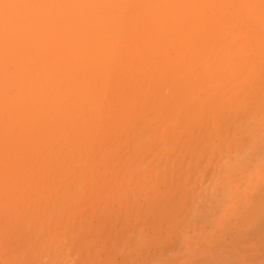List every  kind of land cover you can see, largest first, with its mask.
Returning <instances> with one entry per match:
<instances>
[{
  "label": "bare ground",
  "instance_id": "obj_1",
  "mask_svg": "<svg viewBox=\"0 0 264 264\" xmlns=\"http://www.w3.org/2000/svg\"><path fill=\"white\" fill-rule=\"evenodd\" d=\"M258 20H262L264 22V0H0V189H1V187L4 188V190H3V188L0 190L1 191L0 199L2 198V200H5V202L8 204V206H6L7 204H5V202L0 200V208L4 209V214L2 213L3 211L2 212L0 211V213H1L0 216L3 215L2 217H6L5 213L7 211V208H9V211L15 208V211L17 213L19 209L21 210L22 208H24L23 205L24 206L27 205V209L29 207V209H28L29 212H28V210L25 209L26 208L25 207L24 208L25 210H22L23 212L19 211V214L17 213V215L20 217V220H19L17 215H16L17 218H14L12 216L13 214H15L14 210H13L14 212L12 211V213H13L12 215L9 214L11 212L7 211L8 214H7L6 219L8 220V222L5 221V222H7L5 225L2 224V222H1L2 229H0V231H1L0 234L4 231H5L3 233L4 235L6 234L7 231L9 232L8 234L12 233L11 235H13V232H15L14 234L16 235L19 232L20 233H26V231H27V234L29 232L31 234V232L34 231V230H32L34 228L30 227L31 229H28V227L26 226L27 219H29V217H30V219L28 220V221H30V222H28L30 224H28V225L32 226L33 224L37 225V223H39L38 221L40 219L37 220L38 218H44V219L48 218L47 209L49 211V210H53V209L57 208V206L54 207L55 205H52V207L49 206L51 209L48 207L47 202L50 199H51L50 202H52L53 200H55V201L57 200L59 202L56 204V205H58V207H60L61 203H62V205L64 204V206L66 207L67 210L69 208L74 210L75 207H76V209L78 207H80V205L78 207L75 206L74 208L71 207V205L72 206L74 205L71 203H73V201L76 200L75 195L79 194L77 192H80V190L82 189V188L80 189V186L84 187V185H85L81 180H78V177L80 178V175H82L80 173L83 172V173L87 174L88 176H90L92 179H94L95 174L97 173L98 167L100 165H103V163H102L98 166L99 160L100 159L104 160V158L109 156V155H112V156H110L111 158L116 156L115 155L116 154V149H115L116 147L114 148L115 149L114 150L111 146V144H114V142L116 140L115 135L118 138L120 137L119 139H121V136H120L121 134H122V136L123 135L124 136H126V135L131 136L132 135L131 133L135 130H137V131H135L133 133H137L136 135L140 134L141 132H143L141 130L142 129L141 127H143V129L145 128L147 130L148 126L146 124L148 122L146 121V123H145V120L148 118L147 116L150 113H152V111L149 113L150 110L156 111L155 112L156 115L153 117V119H156L154 121V123L157 122V120L161 121V123H163L164 121H166L167 117L170 118V116H168V115H171L169 113V112H171V110H168L169 107L170 108L172 107L171 109L176 111V109H174V107L176 108V106H178L179 103L181 104L183 102L182 99H184L185 97H184V94L182 95L181 93H185V95H186V91L184 89L187 86L186 82H188V79L190 82V83L188 82L189 87H190L189 90H191V88L194 87L191 85V82L193 85H195V87H198L196 85H200L202 83L201 81L206 82L207 76L204 72L205 70H203L204 67L202 68V66L201 67L199 66V67H197L198 69H201L200 70L201 73L198 70V72L200 73L199 75L196 71L197 68L196 69L194 68V72L197 73V74L195 73L196 76L198 75L197 77L196 76L194 77L195 80L194 79L192 81L190 80V78H193L192 75L194 74V72L192 73V75L187 74L188 77L186 79H183L182 77H180L184 80L183 83L181 81H179L183 84V87H181L182 84H180L181 89L177 88V87H179V84L176 83V82H178V79H176L177 81L174 84L175 86L173 85V89L176 92L179 91L178 93H180V96L176 92H175V94L172 93L173 92L172 86L170 84L168 86L167 83L170 82V80L172 79V77H174V75L177 73V71H179V70L181 71L182 68L185 69L186 67H188V66L190 67V65L195 63V62H192L186 66L185 64H187V61L188 62H191L192 60H197L196 62L203 61L202 63L204 64V62H209L210 60H214V59H222V60H228V61L239 60V61H242L244 63L245 62L248 63L251 60H260V61L264 60V32L260 31L258 29V27L256 25V22ZM247 42H250L252 44H250V43L247 44ZM245 45H247L248 47ZM251 46H255L256 50L253 51L251 49ZM184 60L186 62H182ZM179 62H182L184 64V66L182 65V63L180 65ZM214 64H215V61L212 64V67ZM210 65H211V63H210ZM242 65H243V63H242ZM257 67H259V66H257ZM229 68L230 67H228L227 69H229ZM262 71L264 72V70H262ZM202 72L206 76L205 80H203L204 75L202 74ZM229 72L230 71H228V73ZM238 74H239V72H238ZM185 76H186V74H185ZM185 76H184V78H185ZM189 76H192V77L189 78ZM216 76L217 75L215 74V77ZM220 76H218V78ZM225 76H226V74H225ZM225 76L223 75V77H225ZM240 76H239V78H240ZM177 78H179V77H177ZM196 78H198V80ZM263 78L260 77L259 79H263ZM166 80L168 82H166ZM185 80H187V81H185ZM205 82L203 84H205ZM256 82H254V83H256ZM217 83H219V82H217ZM229 84H227V85H229ZM224 85H226V83ZM238 85H239V83H238ZM252 85H254V84H252ZM252 85H250V86H252ZM202 86H204V85L201 84V88H202ZM195 87H194V89H195L194 91L192 89L191 91H188V92H196ZM260 87H262V86L260 85ZM226 88H227V86H226ZM256 88H258V87H256ZM168 89H170V90H168ZM177 89H178V91H177ZM182 89L184 91L181 92ZM222 89L223 88H221V90ZM247 89L244 88L245 91ZM231 90H233V89H231ZM256 90H254V91H256ZM259 90H257V91H259ZM167 91H168V93L170 91L171 92L169 94H167ZM206 91H208V90H206ZM240 91H242V90H240ZM257 91L254 92V95L252 94L253 92L250 95H248L249 93L247 94L249 96V99L250 100L252 99V103H253L252 104L249 102V105H248L249 107L251 106L252 108L253 107L255 108L256 105L254 103H256L260 99L261 96L260 97L258 96L259 98H256L257 95L260 94ZM260 92H261V90H260ZM262 92H263V90H262ZM224 93H227V91ZM232 93H233V91H232ZM256 93H257V95L255 96ZM171 94L173 96L177 95V98H176L177 100H175V104L176 103H178V104L175 106L173 105L174 104L173 100L175 97H173V100L171 101V98H172ZM169 95H171V96H169ZM187 95L188 96H186V98L187 97L189 98V94H187ZM224 95H226V94H224ZM251 95H253L252 97L253 98L255 97L256 99L253 100V98H250ZM169 97H171V98L169 99ZM215 97H216V99H218V96H215ZM235 97L236 98H233L234 100H236L237 97H239V96H235ZM247 97H246L245 101H247V99H248ZM199 98H201V97H199ZM261 98H263V97H261ZM212 99L214 102L213 96H212ZM249 99H248V101H249ZM197 100L198 99H196V101ZM210 102H208L209 104L207 103V106L205 105L207 108H209L207 110L208 112H210L209 111L210 107H211L210 104L214 105V103L212 102L211 99H210ZM233 102H235V101H233ZM226 103H227V101H226ZM241 103H242V101H241ZM259 103H261L260 100H259ZM251 104L254 106H252ZM195 105L194 106H195V111H196L197 103ZM262 105H263V103H262ZM189 106H191V105H189ZM214 107H216V106H214ZM249 107H248V111H249ZM257 107H258V104H257L256 108ZM204 109H205V107H204ZM204 109H203V111H204ZM243 109H244V107H242L240 109V111ZM167 110H168V112H167ZM173 110H172V112H174ZM191 110H192L191 114H193L195 112L193 105L191 106L190 111L187 114H189L191 112ZM246 110H247V108L244 109L243 111L247 112ZM211 111H212V107H211ZM218 111H219V109H218ZM233 111H235V110H233ZM233 111L231 110L230 112H232V114H233ZM147 112L149 114H147ZM165 112H167V113L165 114ZM184 112H185V108L183 110V113ZM206 112L203 113L204 116L205 115L207 116ZM216 112H217V110H216ZM244 112H242V111H241V113L238 112L240 115L239 114H236V115L237 116L239 115L242 119L241 115ZM247 113L244 115L249 116V114H247ZM258 113H259V111H258ZM184 114L181 113V115H183V116L178 115L179 116L178 117L179 118L178 123L183 118L189 117L188 115H187V117H185L186 114H185V116H184ZM191 114H190V116H191ZM153 115H154V112H153ZM153 115H151V116H153ZM172 115H173V113H172ZM206 116H205V118H206ZM229 116L231 117L232 115H229ZM207 117L209 118V115ZM144 118H146V119H144ZM173 118H174V116L172 117V119ZM141 119H144V121ZM243 119H245V118H243ZM203 120H204V123H202L203 121L201 120L202 126L197 121V123L199 124L198 126H201L199 128L196 125V122L195 123L193 122L195 125L192 124L194 126V128H195V126H197L195 128L196 131L198 128V130L201 129L199 131H202V133L204 132L203 134L201 132H199L200 135L201 134L203 135L202 137H204L205 130L207 129V127H206L207 125H205V123L208 119L206 118ZM225 120H227V119H225ZM140 121L142 123H144L145 125L144 124L142 125ZM229 121H231V120H229ZM183 122H185V120H182V122H180V123L183 124ZM134 123H135V125L140 124V125H138L139 127L136 128ZM154 123H152V124H154ZM158 123H160V122H158ZM158 123H155L154 127H157ZM161 123H160V125H161ZM178 123H176V126ZM207 123H209V125H210V119H209V121H207ZM227 123H228V120H227ZM152 124H150L151 127L148 129L149 131L147 130L148 133H150V131H151L152 136H154V135L157 136V134L159 136V134H162V133H159L158 131H157V134H155L156 130L160 129L159 128L160 126L158 127L159 129L156 128L154 130V127ZM203 124L205 125L206 128H204ZM226 124L223 125L222 127L224 128V126H227L228 128H230L232 126L231 125L229 127V125L231 123L229 125H226ZM209 125H208V127H209ZM130 126L132 127V129H134L133 128V126H134L135 130H133L131 132L132 129L130 128ZM145 126H147V128ZM219 126H221V125H219ZM152 127H153V129L151 130ZM169 127H170V125H169ZM177 127H179V124ZM177 127H175V130H174V127H172L173 129L169 128V130H167L169 132L170 136L167 135L168 133L166 131V133H167L166 135L169 136L171 140H172L171 137L173 136L171 133L176 131ZM187 128H188V126H187ZM194 128H192V129H194ZM221 128L218 129L219 132H222ZM261 128H262V126H261ZM139 129H140V133H138ZM202 129H205V130L203 131ZM170 130H174V131L170 132ZM254 130H256V129H254ZM225 131H227L226 128H225ZM206 132H208V131H206ZM148 133H147V135H149ZM175 133L176 132H174V135H175ZM180 133H182V131ZM222 133L224 134V132H222ZM140 135L142 136L141 138L146 137V133H144V136L142 135V133ZM140 135L137 137H140ZM184 135L186 136V138L188 136H189L188 138L192 137L191 133H190V135L187 134L188 136L183 133V136ZM219 135H221V133ZM194 136L196 137V140L194 137H192V139L194 141H196L195 143H197V145L193 142V140L190 142L189 139L185 138L187 141L183 140L182 147H180L182 138H179V139H181L180 145L178 144L176 146L177 151H176L175 155L173 153V156L175 158L176 157L178 158L177 152H179L178 155H179V158H181V159L178 158V160H177V158L175 159L173 157L174 160L172 159V161H170V158H172L171 157L172 153L170 154L168 159L163 157V160L165 158V160L167 159V161H168L166 164H163V165H165V167H168V168H165V171L163 170L165 174L163 173L162 170L161 171L159 170L160 176L158 174L159 179L158 178L157 179H158V181L159 180L161 181L162 175H167V176H165V177L163 176V177L166 180H168V179L169 180H168V182L167 181L164 182V180H163L162 185L167 182L165 184L166 186L171 184L172 187L175 186V188H176V186L178 185V187L176 189L181 191L180 187L182 186V191L184 190L183 189L184 185H180L181 182H179V181L177 184H176V182L181 177L186 178L187 175L190 177V174H193V173H191L192 172V168H191L192 166L190 165L191 167H189L188 171L191 170V172L189 173V172H186V170L183 171L184 168L186 169V167H184V165L186 166V165L191 164L192 160L194 158L196 160L197 158L194 157L192 160H187L190 163L189 162L182 163V162H185V161H183L184 158H185L184 160H186L191 155V153L189 154L187 152H189L192 149H193L192 151H194V148H192V147H194L195 145H196V147L199 145L198 149H200V147H201L199 144L201 142V138L199 140L198 139L199 135H197L195 133H194ZM123 137H122L123 142H127L128 144L131 143V145H129L130 147L127 145V147L130 148V149L128 148V150L126 148L127 152L129 150H130L129 153L134 154V152H135L137 157H138V154H140V153L137 154V150H139V148H140V150H139V152H140L141 149L143 148L142 142L143 143L146 142L145 139H147V137L149 138V136H147L145 139H142L143 140L142 142H140L138 140L141 138H136V140H135L136 136L131 141H130V139H129V141H127V138H125L126 140H124ZM174 137L175 136H173V138ZM152 138H150V140H148V143H149V141L151 144H153V142H154V144H157V145L153 144V148L155 149V147H156V149H157V147L160 145L161 142L157 143L158 141L155 138H158V137H155V138L152 137ZM237 138H238V136H237ZM245 138H247V137H245ZM170 139L168 138V141H170ZM213 139H211V140H213ZM225 139H226V137H225ZM153 140H156V142ZM197 141H199V142H197ZM103 142H107V143L110 142V143L108 144V146H104ZM137 142L138 143L140 142L141 146L138 147V145H137V147H136L137 150L133 152L132 147L135 146L134 144H137ZM206 142H204V143H206ZM132 143H134V144H132ZM187 143H189L190 145L192 143H194L195 145L194 146L188 145V148L186 149L185 147H187L186 146ZM224 143H225V141H224ZM144 144H143V146H144ZM114 145L116 146V144H114ZM201 145H202V143H201ZM229 145H231V144H229ZM263 145H262V147H263ZM119 146H121V142H120ZM149 146H150V144H149ZM149 146H147V145L144 146L145 149H142L141 153H143V154L142 155L140 154L141 156L144 155L143 157H145V158H146V156L147 157H149V155L151 156V153H149V154L146 152H145L146 154L144 153L145 150L146 151L148 150V152H150V150L153 149V148H151L149 150L148 149V148H150ZM223 146H224V144H223ZM125 147L126 146L124 144V148H122V149L125 150ZM151 147H152V145H151ZM178 147L180 149H178ZM122 149H121V151L123 152ZM185 149L187 150V152H184V151H186ZM230 150H231V148H230ZM118 151H120V150H118ZM180 151H182V153ZM192 151H190V152H192ZM197 151H199V150H197ZM222 151H224V149H222ZM257 151H258V149H257ZM120 152H119V154H117V156L115 157L116 159H114V161L118 160L120 158V156L123 153H125V152H123L120 155ZM207 152H209V151H207ZM129 153L126 155L130 156ZM168 153H170V152H168ZM168 153H167V155H169ZM183 153L186 155H184ZM194 153L195 152H193V154ZM132 154H131V156H132ZM187 154H189V155H187ZM238 154H240V153H238ZM123 155H122V158H124ZM126 155H124L125 158H126ZM157 155H159V153ZM157 155L154 157L155 159H156ZM262 156H263V154H262ZM134 157H135V155H134ZM137 157H135L137 159V161H135L136 159L134 158L135 162H138L139 157L138 158ZM143 157H141V159H140L141 161L139 160L140 162H142V160L145 161ZM192 157L193 156H190V158H192ZM212 157H214V155ZM132 158H133V156H132ZM129 159H131V157ZM105 160H106V158H105ZM119 160L122 161L123 159H119ZM210 160H212V159H210ZM123 161H124V163L126 162V164L129 166V161H126V159ZM149 161L148 162L151 164L152 160H149ZM174 161H177V163L179 162V165ZM112 163H113V160H112ZM168 163H170L169 164L170 166L168 165ZM120 164H122V163H120ZM126 164H125V167H122V169L123 168L126 169V167H127ZM137 164H139V163H137ZM176 164L178 166V167L177 166L176 167L179 169H177L175 167ZM108 165L110 166L111 164H108ZM163 165H161V166H163ZM171 165L172 166L174 165V167H171ZM247 165H249V164H247ZM262 165L263 164H261V166ZM244 166H246V165H244ZM145 167H146V165H145ZM104 168H106V167H104ZM152 168H153V165H152ZM172 168H174V171H176V173H178L180 171V173L177 174V176H179L178 179H177V176L175 175L176 174L175 172H174L175 173L174 176H176V177L173 176V170L171 171ZM259 168H260V166H259ZM103 169H101V170H103ZM124 169H123V171H124ZM133 169L135 170V169H137V167L132 168V170ZM140 169L142 171V168H140ZM140 169H138V170L140 171ZM148 170L151 171L153 169L150 170L149 165H148ZM112 171L113 170H111V173H112ZM118 171H120V170H118ZM141 171L139 173H141ZM145 171H147V170H145ZM182 171H183V173H182ZM255 171H256V169H255ZM121 172H120V174H121ZM138 172L136 174V177L134 176V178H136V179L138 178V175H139ZM148 172H146L145 175L149 174ZM76 173H78L77 174L78 176L76 178L77 180L72 179V177H74V175H76ZM107 173H108V170H107ZM132 173H131V175H132ZM207 173L208 172L206 171V175H207ZM116 174H115V177H117ZM170 174H171V176H169ZM182 174H184V175H182ZM127 175H128V173H127ZM127 175H124V176L126 177ZM103 176H104V174L102 175V177ZM85 177L86 176H84V178ZM154 177L152 178V180L154 179ZM82 178L83 177L81 176L80 179H82ZM134 178H133L134 182L136 183V181H137V182H139V184L138 183L135 184L134 182L131 183L132 185H134V188H136L135 192H134V190H132V192L142 194V191L139 192L140 188L138 189V186L140 185V180L138 181ZM115 179H114V181L111 180L112 183L116 182ZM139 179H141V176L139 177ZM188 179H187V181L189 182ZM103 180H106V178H104ZM170 180H172V182L174 180L175 183H171ZM232 180H234V179H232ZM100 181H101V179H100ZM155 181H156V179H155ZM101 182H100V184H98L99 186L102 184ZM145 182L147 184L148 180L147 181L145 180L144 183ZM148 183H150V182H148ZM168 183H170V184H168ZM174 184H176V185H174ZM201 185H203V184H201ZM156 186H158V185H156ZM69 187H71V189H72L71 192L74 194L68 192V191H70ZM92 187L94 188L95 186L92 185ZM172 187L170 186L171 193L168 192L169 193L168 194L166 192L168 194V196H170V197L172 196V198L175 197V200H176V198H179L180 203L183 201V199L186 200L183 202H187V203L190 202V201H188L189 198L184 196L186 193H189V192H187L186 190H185V194H184V192H181L180 193L181 197H182V199H181L179 196L180 194L179 195L175 194V196H174V193H178L179 191L176 189L173 191ZM73 188H74V191H73ZM87 188H89L88 185H87L86 189ZM99 188L101 189V187H98V189ZM132 188L133 187L131 186V189ZM158 188H159V186L157 187V189ZM170 188H166L165 190L170 189ZM46 189H48V190L46 191ZM77 189H79V190H77ZM102 189L103 190L106 189V186L104 187L102 185ZM137 189L139 191H137ZM162 189L164 191V188H162ZM230 189L231 188H229V190ZM17 190H19L20 193ZM51 190H53V191L56 190V193H55V191H54V193L57 197H56V199L49 198V200L47 201L48 197H46V196H48L49 194H46V193L48 191H49V193L52 192ZM112 190H109L106 192H104L105 190L103 191L104 195L100 196L101 200L99 198L100 203L105 202V201H102V196H104L103 198H108V193L109 192L113 193ZM120 190H121V187H120ZM150 190H151V188H150ZM44 191L46 193H44ZM126 191H127V189H126ZM203 191H204V189H203ZM2 192H4V194H2ZM103 192H101V193L103 194ZM127 192H128V194L131 193L129 190ZM193 192H194V190H193ZM5 193H6V195H5ZM81 193H84V190H81ZM97 193H96V195H97ZM118 193H120V192H118ZM122 193H123V191H122ZM151 193L152 192L147 191V194L145 195L146 197H145L144 201L147 200V195H149ZM157 193L160 194V190ZM164 193H165V191H164ZM141 194H139V195H141ZM52 195H49V196L53 197ZM79 195H81L82 197L84 195V199H85V195H87V194L84 193V194H79ZM90 195L91 194H89V196ZM151 195L148 197V199L150 201H151ZM258 195L259 196L262 195L263 197L262 196L258 197ZM258 195L255 194L257 199L254 197H253V199L254 200L255 199L260 200V202L263 204L264 200H262V198H264V193L258 194ZM127 196H129V195H126V197ZM186 196H189V195H186ZM5 197H6V199H5ZM124 197H125V195L123 196V198ZM133 197L129 198V201L132 202V200H134V202H132V203L134 204V206H136L139 203L138 202L139 199L136 200L138 197H136L135 199H133ZM165 197L167 198L166 194H165ZM183 197H185V198H183ZM110 198L111 197H109V200H110ZM121 198H122V196H121ZM125 198H124V200H125ZM139 198H141V196H139ZM258 198H260V199H258ZM156 199H158V201H157L158 203L156 204L155 201H154V203L157 205V207H155L154 204H152L150 209H154V211H156L155 209L159 208V206H161L159 209L161 212L159 210H157V212L155 213L154 211H151L149 209V211L154 212V213H151L148 211V213H151V215L150 214L146 215L145 211H144V213L141 212L143 210L140 207L142 205L141 202H140V204H138V206H136L137 209L140 208L139 210H137L136 207H134L132 203H128L127 202L128 200L126 201L127 204L125 203V205H123L124 203L121 204L120 203L121 201H120L119 206H116V205L115 206H116V208H119L118 209V210H120L119 212L124 211V213H125V211H127L126 213H129L128 216H131V215L134 216V220H132L133 219L132 216L129 218H132L131 222L135 223L136 217H138L137 213L143 214V216H142V214L139 215L140 219H141V216L143 217V219H144V216H145V218H147L146 216H149V217L151 216L152 219L154 218V220H155V216L158 212H160L157 214L158 216H159V214H161V216H159V218H160V217H162V214H164L162 212L167 211V213L164 214V215H166L164 217H167V214L172 212L171 211L172 207H170L169 205H168L169 208L166 207L167 204L164 203L165 201H166V203H168V202L170 203V201H171L172 203H174V205L175 204L178 205V207L179 206L183 207V205H184V204L179 205V202H177L178 204L175 203L176 201H174V202L172 200L168 201V199L164 200L163 197L161 199H160V197H157V198H155V200ZM86 200H88V199H85L84 203H86ZM93 200H94V198H93ZM161 200L162 201L164 200V201L162 202ZM179 200L177 199V201H179ZM88 201L91 203V200H88ZM106 201H107V199H106ZM141 201H143V200H141ZM44 202L46 204H43ZM89 202L86 204H88V206L90 205V207H91L92 204H90ZM136 202H137V204H136ZM255 202H259V201H254V204L249 203L250 205L252 204V207L249 204H247V203L246 204L249 205L248 206L249 209L251 207V211L255 210L256 207L258 208L261 206V208H258L260 210L256 209L254 212L252 211L253 216H251L252 215L251 211L248 209L249 211L248 210L247 211L250 213V214L248 213V215H250V217L247 218L248 217V215H247L246 218L248 220L244 217L246 219V221L243 220L245 223L241 221L242 223H240V224H241V226H243L242 225L243 223L246 225V224H249V222H253L254 227H253L252 223H250L252 226L249 224L251 231H253V229H254V231L256 229L258 231L259 228H260V230L261 229L264 230V228H262V227H264V221H263V219H264V213H263L264 204L259 205L258 203H256L257 204L256 205ZM2 203H4V205ZM53 203L54 202H52V204ZM65 203H68L67 204V206L69 205L68 208H67ZM95 203H94V206H95ZM98 203L99 202H97V204ZM152 203H153V201H152ZM241 203L242 202H240V204ZM34 204H37V205L35 206ZM106 204H109V202H107V203L105 202V204L101 203V205H106ZM128 204L129 205L131 204L129 210H127L128 206H129ZM147 204L148 203L146 201L145 206ZM30 205L31 206L34 205V207L39 208V209L34 208L35 209L34 214H39L40 216L34 215L32 213L33 212V206L31 207ZM62 205H61V207H62ZM113 205H114V203H113ZM126 205H128V206L125 207L126 209L124 210V206H126ZM164 205H166V206H164ZM98 206L100 208V205H97L96 206L97 210H98ZM106 206L108 207V205H106ZM120 206L121 207L123 206L122 210L120 209ZM253 206H255V208ZM2 207H4V208H2ZM5 207H7V208L5 209ZM44 207H47L46 211H45ZM65 207H63V208H65ZM162 207H163V209L166 208L167 210L166 209H165V211L162 210L161 209ZM16 208L18 210H16ZM31 208H32V210H30ZM42 208H44V209H42ZM96 208H94V209H96ZM113 208H114V206H113ZM252 208H254V209H252ZM76 209L74 210L75 211L74 214L72 213L73 210L69 211L68 213H71L69 215H72V214L75 215V213L77 211ZM87 209H85L86 213L89 211L91 212V210H92L91 208H90L91 210L88 209L89 211ZM94 209H93V211H94ZM146 209H147V207H146ZM224 209H222V210H224ZM231 209H233V208L231 207ZM38 210H39V212H38ZM61 210H62V208H61ZM61 210L55 209L53 211L58 214V217H60L58 211H61ZM108 210L110 211L111 209L108 208ZM118 210L116 212H118ZM174 210H176V209H174ZM30 211L32 214L30 213ZM83 211H84V209H83ZM93 211H92V213H93ZM105 211H107V210H105ZM134 211H135V213H134ZM176 211L179 212L178 210H176ZM20 212L22 213V217L24 216L23 214H25L26 218L24 219V217H23L24 220H21L22 217H21ZM27 212H28V216H26ZM50 212L51 211H49V213ZM65 212H66V210L64 211V214H65ZM79 212H80V214L82 213L81 211H79ZM175 212H172L171 213L172 215L171 214L168 215V217L171 220L173 218L172 221H169L170 219L168 217L164 218V220L166 221L168 219L167 220L168 223L173 222L176 219L175 216H177V215H175L177 212L176 213ZM181 212L182 211H180V213ZM183 212H184V210H183ZM29 213H30V216H29ZM89 213H87V215H89ZM105 213H107V212H105ZM105 213H104V215H105ZM111 213H112V211H111ZM126 213L124 215H121L119 213V216L122 217V218L120 217V221H121V219L123 221V218H125ZM133 213L136 214V216L133 215ZM254 213H256V214H254ZM258 213H259V215H257ZM62 214H61V216H62ZM152 214L153 215L155 214V216L153 217ZM8 215H11V217L10 216L8 217ZM42 215H43V217H41ZM44 215H45V217H44ZM53 215L56 216L55 214H53ZM69 215H64L63 219L66 216L70 217ZM84 215H85V212H84ZM84 215L83 216L79 215L80 216L79 217L76 214L75 217L77 216L76 218L79 217V219H81V217L84 218ZM87 215H85V217H87ZM109 215H110V213H109ZM115 215H116L115 218L113 217L114 219L111 218L109 220L110 226L105 227V230L108 231V232L106 231L107 236L102 237L104 235V234H102L101 235V237H102L101 241L105 237H106L105 238L106 240L108 239V237L110 238V236L114 234V233H112L113 231L115 232L114 235L116 237V235L121 231V228L124 229L122 227V225L129 223L128 222L129 221L128 216H126L127 222L124 219V221H123L124 223L123 222L120 223L119 220L117 221V219H119V218H116L119 216H117L116 213H115ZM90 216H92V215H90ZM158 216L156 218H158ZM34 217L36 220L34 219ZM58 217L56 216L54 218L57 220ZM75 217H73V218H75ZM96 217H98V216H96ZM107 217H109V216H107ZM110 217H112V216L110 215ZM254 217H255V219H254ZM13 218H14V221L18 220L20 225H21V222L25 221V223L23 222L21 225L23 228L21 226H18L19 224L16 222L20 231L18 229H17L18 231L14 230V225L16 223H14L12 221ZM88 218L89 217H87L85 219H88ZM250 218H252V219H250ZM257 218L258 219L260 218V219L258 220ZM261 218H262V220H261ZM44 219H42V220H44ZM63 219L61 221L62 223L65 222ZM68 219L69 218L66 217L65 220L67 221ZM71 219H72V217H71ZM106 219H109V218H106ZM106 219L103 221L102 220H98V221H100L99 222L100 224L103 222V223H106V225H107L108 221ZM115 219H116V221L114 223L119 224V226H117V227L119 228L120 231L116 227L117 229L115 228V230H113V228H112L111 229L112 231L110 233V227H111L110 222L112 220L114 221ZM148 219L149 218H147L146 220H148ZM158 219H156V222H157L156 224H153V223L150 224L149 223V225L151 227H152V225H154L152 231L154 230L155 226L157 227V225L158 226L161 225L159 227L163 226L162 225L163 223L158 224L159 223ZM253 219L256 222H254ZM2 220L3 219H1V221ZM59 220H61V219H59ZM59 220H58V223H59ZM81 220L83 221V219H81ZM81 220H79L80 223H83ZM260 220L263 221V223H262L263 226L262 225L259 226ZM10 221L13 224H11ZM31 221L32 222L36 221V222L32 224ZM79 221H77V222L79 223ZM148 221H146V222H148ZM165 221H163V222H165ZM55 222L56 221H54V223ZM68 222H69V224L71 222V225L75 224L74 222L72 224V221H70V220ZM131 222H130V224H132ZM137 222L139 223L138 220H137ZM140 222H142V221L140 220ZM144 222L145 221H143V223ZM151 222H153V220H151ZM8 223H9V225H8ZM78 223L75 224L76 228H78L77 227ZM103 223H102V226L104 225ZM23 224H24V226H23ZM115 224H114V227H115ZM120 224H121V226H120ZM130 224H129V226H130ZM255 224H258L257 226H259V227L257 228V226H255ZM1 225H0V227H1ZM11 225L13 226L14 231L11 230V228H12ZM132 225H135V224H132ZM165 225H166L165 227L167 228V223H165ZM237 225H238V223H237ZM5 226H7V228H5ZM9 226H10V228H9ZM56 226H57V224H56ZM102 226L98 225V227L99 228L101 227L103 230L104 228ZM124 226L126 229L127 225H124ZM35 227L37 228V226H35ZM70 227H72V226H69V228H67V225H66V230L68 229L69 232H71ZM75 227H72V228L74 229ZM90 227H91V225H90ZM98 227L96 225V227L94 229H92L93 232H94V230L96 231V228H98ZM147 227H148V225H147ZM151 227H150V229H151ZM245 227H247V228L244 229V227H243V230L241 231V233H239V231H238V234H239L238 237H240V234L244 233L243 232L244 230L248 231L247 233L252 234V232H250V229L247 230L249 227L247 225ZM20 228H22V229H20ZM53 228H55V227H52L51 229L53 230ZM76 228L74 230H76ZM106 228H108V229H106ZM240 228L242 229V227H240ZM3 229H4V231H3ZM87 229L86 230L89 233V230H91V229H89V227H87ZM98 229H97V231H98ZM236 229H239V228H236ZM9 230H11V232ZM86 230L84 231L85 233L83 232L84 235H89L88 233L86 234ZM92 230H91V234H92ZM260 230H259V232L263 231V230H261V231ZM157 231L159 232L158 228H157ZM234 231H235V229H234ZM257 231H255V232H257ZM69 232L67 233L68 234L67 236H69V234H72L73 231L71 233H69ZM100 232L102 233V231H100ZM259 232H257V233H259ZM109 233H110V236H108ZM233 233L234 234L231 233L232 237L237 232L235 231ZM3 234H2V236H4ZM80 234H82V233H80ZM253 234H254V232H253ZM15 235H14V237L16 238L17 235L16 236ZM84 235L82 236L83 239L84 238L87 239L88 237L86 238V236H84ZM123 235H121V236H123ZM236 235L233 238L231 237V239H229L230 237L228 238L230 241L234 240L235 241L234 244L236 242L238 243V240H239V239L237 241L235 240L236 238H238V237H236ZM23 236H25V235L23 234ZM73 236H75V235H73ZM92 236L90 235L89 238ZM119 236L120 235L118 234L119 239L116 242L121 245L122 240L120 241ZM247 236H249V235H247ZM8 237H10V236L8 235ZM19 237L17 239H19ZM98 237L100 238V236H98ZM133 237H134V235H133ZM172 238L174 239L175 237H172ZM4 239L5 238H3V240ZM13 239L14 238H12V240ZM83 239H81V240H83ZM105 239L103 241H106ZM122 239H123V237H122ZM126 239H127V237H126ZM128 239H129V237H128ZM242 239H244V238H242ZM242 239H240L239 243L242 242L241 241ZM87 240H84L83 244H85L84 242ZM101 241H100V243H102L104 245L103 241L102 242ZM111 241H113V239H111ZM123 241H125V240L123 239ZM243 241H245V240H243ZM15 242H16V240H15ZM15 242L13 241L12 246L16 245L17 242L16 243ZM107 242H106V244H107ZM164 242L166 243V241H164ZM95 243L99 244V241L97 240V242H95ZM122 243H124V242H122ZM131 243H133V242H131ZM220 243H221V241H220ZM103 245H101L102 248H103ZM212 245L214 246V244H212ZM215 245L217 246V244H215ZM221 245H222V243H221ZM110 246H113V245H110ZM216 246L214 247L215 249H216ZM227 246H229V245H227ZM71 247H69V248H71ZM95 248H94V251H95ZM115 248L117 249L118 247L116 246ZM161 248L162 247L159 248V252H160ZM211 248H212V246H211ZM255 248L257 249L258 247H255ZM105 249H106V247H105ZM215 249H212V250H215ZM240 249H241V247L239 248V250ZM100 250H102V249H100ZM103 250H104V248H103ZM166 250H168V249H166ZM219 251H221V253H222L223 250L222 249L217 250V253ZM224 251H226V250H224ZM114 252H115L114 257H115V255L116 256L119 255V254H116L117 252L115 250H114ZM221 253H220V255H221ZM262 253H264V251H262L261 254ZM242 254H243V252H242ZM261 254H256V255L262 256ZM224 255H226V254H224ZM243 255L245 256V254H243ZM249 255L251 256L254 254H249ZM228 256H229V258H228L229 260L228 259L227 260L229 262L230 261L232 262V258L230 259V255H228ZM250 256H248V257H250ZM260 256H257L254 258L257 259ZM99 257H101V256L99 255ZM216 257L219 259L218 255L214 256V258H216ZM222 257L224 258V256L221 255V257H220L223 261L221 264H226L227 263L226 260H224ZM231 257H233V256H231ZM245 257H244V259L247 260L246 259L247 257L246 258ZM90 258L88 257V261H90L89 260ZM198 258H200V257H198ZM214 258L213 257L209 258V259H212L211 264H214L216 262V259H214ZM236 258H237V256H236ZM85 259L83 260V262L85 261ZM92 259H94V263L97 262L96 264H98V261H96V260H100V258L95 259V257L91 258V261H92ZM122 259H124V258H122ZM153 259H155V258H153ZM205 259H206V261L203 260V262L205 261V264H206L207 263V257ZM221 259H220V261H221ZM253 259H251L252 262L254 261ZM195 260H196V258H195ZM234 260L236 261V259H234ZM237 260L239 261L240 258L238 257ZM119 262H120V260H119ZM194 262H196V261H194ZM217 262H216V264H218ZM254 262L256 264L257 260ZM262 262H264V261H262ZM197 263H195V264H197ZM200 263H202V262H200ZM208 263L210 264V262H208ZM85 264H86V262H85Z\"/></svg>",
  "mask_w": 264,
  "mask_h": 264
},
{
  "label": "rangeland",
  "instance_id": "obj_2",
  "mask_svg": "<svg viewBox=\"0 0 264 264\" xmlns=\"http://www.w3.org/2000/svg\"><path fill=\"white\" fill-rule=\"evenodd\" d=\"M256 25H257V27H258V29L260 30V31H263L264 32V22L262 21V20H258L257 22H256ZM261 28V29H260ZM263 29V30H262ZM250 42H247V44H249ZM250 44H252V43H250ZM245 46H247V45H245ZM248 47V46H247ZM251 49L254 51V50H256V47L255 46H251ZM197 60H192L191 62H188L187 61V64H185L186 66L189 64V63H192V62H195L194 64H192V65H190V67L188 68V67H186L185 69H183L182 67L184 66V64L182 63V62H186L185 60L184 61H182V62H179L180 63V65H181V63H182V70L179 72V71H177V73L174 75V77H172V79L170 80V82H168L167 80H166V82H168L167 84H168V86H169V84L172 86V90H173V92L172 93H174L175 94V92L176 91H174V89H173V85L175 84V82L177 81L176 79H178V82H176V83H178L179 84V87H177V88H180L181 89V87H183V82H184V80L183 79H186L187 77H188V75L187 74H191L192 75V73L194 72V68L196 69L197 67H201L202 66V68H203V70H205L204 72H205V74H206V76H205V74H203V72H202V74L204 75L203 76V80H205L206 78H207V80H206V82L205 81H201L200 83L202 84V85H204V86H202V88H201V84L200 85H196V86H198V87H195V85H193L192 84V82H191V85L192 86H194L195 88H196V92H188V91H191L192 89H193V91L195 90L194 89V87H192L191 88V90H189L190 89V87H189V84H188V82H189V79H188V82H186L187 84V86L189 87H187L186 85V87H185V91H186V95H185V93H181L182 95L184 94V99H182L181 97V99L183 100V104L181 103H179V105L178 106H176V108L174 107V109H176V111H174L173 109H171L170 107H169V109L168 110H171V112H172V110L174 111V112H172L173 113V115H172V113L171 112H169L171 115H168V116H170V118H168L167 116V118H166V121H164L163 123H161V121H158L157 120V122H155V123H158V122H160L161 123V125H160V123H158V126L157 127H154V121L156 120V119H153V117L156 115L155 114V110L153 111V110H150L149 111V113L152 111V113H148L147 112V114H149L146 118H144V119H146L145 120V123H146V121L148 122L146 125L148 126V128H147V126H145L146 128H147V130L151 127V125L150 124H152V123H154V124H152L153 125V127H154V130L157 128V129H159V130H156V133L155 134H157V131L159 132V133H162V134H159V136H158V134H157V136L156 135H154V136H152L151 135V131H150V133H148V131L145 129H143V127H141L142 129V131L143 132H141L142 133V135L144 136V133H146V137L147 136H149V138L147 137V139H145L146 137H144V138H141L142 136L140 135L141 133H140V129L138 130V133H140V134H138V135H136L137 133H133V132H135V131H137V130H135V127L137 128V127H139L138 125H140V124H138V125H135V123H134V125H135V127L133 126V128L134 129H132V127L130 126V128L132 129L131 130V132L133 131V130H135V131H133L130 135L131 136H122V134L120 135L121 136V139H119L116 135H115V137H116V140H115V142H114V144H116V146L114 145V144H111V146H112V148L114 149L115 147V149H116V156H117V154H119V152L121 151V149L122 148H124V144H125V150H123V152H127V150H128V148L130 147L129 145H131V143H127V142H123V140H122V137H123V139L124 140H126L125 138H127V141H129V139H130V141L135 137V140H136V138H141V139H139L138 141H140V142H142L143 140L142 139H145L146 140V142H142V149H145V145H147V146H149V144H150V148H148L149 150L151 149V148H153V144H154V142H153V144H151L150 143V141H149V143H148V140H150V138H152V137H158V138H155L158 142L157 143H159V142H161L160 143V145L157 147V149H156V147H155V149L153 148L152 150H150V152H148V150L146 151H144V153L146 152V153H151V156L149 155V157L151 158H149V157H147L146 156V158L145 157H143V156H141L143 153H141L142 152V149H141V151L139 152V150H140V148H139V150H137L136 149V147H137V145H138V147H140L141 146V143L139 142H137V144H134V143H132V144H134L135 146H133L132 147V150H133V152L134 151H136L137 150V154L138 153H140V154H138V157H139V159H138V162H135V161H137V159L135 158V157H137V155H136V153L134 152V154H132V153H129L130 152V150L126 153V154H128L129 153V155L130 156H128V155H126L125 153H123L122 151L120 152V155L123 153L124 155H126V158H125V156L123 155V157L124 158H122V155L120 156V158L119 159H123V160H125L126 159V161H129V166L126 164V162L124 163V161L122 160H115L114 161V159H116L115 157L116 156H114V157H110V156H112V155H109V156H107V157H105L106 158V160H105V158H104V160H99V162H98V166L100 165V164H102L103 163V165H100L99 167H98V170H97V173L95 174V177H94V179H92L90 176H88L87 174H85V173H80V174H82V175H80V178H81V176L83 177L82 179H80L79 177H78V180H81L85 185H84V187H81L80 186V189L81 190H84V193L85 194H87V195H85V199H88V200H91V203L88 201V200H86V203H90V204H92V206L90 207V205L88 206V204H86V203H84V201H85V199H84V195H83V197L81 196V195H79V194H84V193H81V190H80V192H77V193H79V194H76L75 195V198H76V200L75 201H73V203H71V204H74L73 206L71 205V207H75V206H79L80 205V207H78L77 209H76V207L74 208V210L76 209L77 211H76V213H75V215L77 214L78 216L80 215V216H83L84 215V212H85V215H87V213H89L90 211L88 210V209H90L91 210V212L89 213V215H87V217H89L88 219H85V218H87V217H85V215H84V218H82L81 217V219H83V221L81 220V219H79V217L78 218H76L75 217V215H73L74 214V210L73 209H71V208H69L68 210L66 209V207L64 206V204L62 205V203L60 204V207H58V205H56L57 203H59L57 200L55 201V200H53L52 202H54L53 204H52V202H50L51 201V199L49 200V198H53V199H56V195H55V193H56V190H54L55 191V193H54V191L53 190H51L52 192H50L49 193V191L46 193L45 191H44V193H46V194H49V195H52L53 193V197H50L49 195L48 196H46V197H48V199H47V205H48V207L49 206H51L52 207V205H55L54 207H56L57 206V208H55V209H59V210H61V208H62V210L61 211H58L59 212V215H60V217H58V214L57 213H55L53 210H55V209H53V210H49V211H51L50 213H49V211H48V209H47V212H48V218H46V219H44V218H38L37 220H39L38 222L39 223H37V225H34L33 223H35L36 221H34V222H32V226L30 225H28V224H30V223H28V222H30V221H28L29 219H30V217H29V219H27V221H26V226L28 227V229H31V228H34V229H32V230H34V231H32L31 232V234H30V232L27 234V231H26V233H17L16 235H17V237L15 238L14 237V233L15 232H13V235H11V234H8L9 232L7 231L6 232V234L4 235L3 233L5 232L4 231V229H3V231L4 232H2L1 234H0V236L2 237H0V263L1 264H85V262H86V264H96V263H94V259H92V261H91V258H94L95 257V259H99L100 258V260H96V261H98V264H195V263H197V264H205V261H206V257H207V263L208 262H210V264H211V260L212 259H209V258H214V256H216V255H218V257H219V259L216 257V258H214V259H216V262L218 263V264H221L223 261H222V259L220 258L221 257V255H223L224 256V260H226V262L228 263V264H255V262L254 261H256L257 260V262H256V264H264V262H262V261H264V253H262L261 254V252L262 251H264V230L263 229H261V230H263V231H261L260 230V228L258 229V231H257V229L255 230V231H257V232H259V230L261 231V232H259V233H257V232H255L254 231V229H253V231H251V229H250V223H252V225H253V222H249V224H246L249 228L247 229V230H249L250 229V232H252V234L251 233H247L248 231H243L244 233H242V234H240V237H238L239 236V234H238V231H239V233H241V231L243 230V227H244V229H246L247 227H245L246 225L244 224L245 222L244 221H246V219L247 218H249L250 217V215H248V211L250 210L251 211V207H252V204H254V201H259V202H255V204L256 203H258L259 205H263L261 202H260V200H256L257 199V197L255 196V194H263L264 193V72L262 71V70H264V60H251V61H249L248 63L247 62H242V61H239V60H237V61H228V60H222V59H214V60H210L209 62H204V64L202 63L203 61H198V62H196ZM214 61H215V64L213 65V67H212V64L214 63ZM228 62V63H227ZM260 62V63H259ZM210 63H211V65H210ZM241 63V64H240ZM242 63H243V65H242ZM250 63V64H249ZM263 63V64H262ZM200 64V65H199ZM203 64V65H202ZM227 64V65H226ZM232 64V65H231ZM238 64V65H237ZM257 64V65H256ZM196 65V66H195ZM222 65V66H221ZM241 65V66H240ZM249 65V66H248ZM255 65V66H254ZM224 66V67H223ZM257 66H259V67H257ZM228 67H230L229 69H227ZM243 67V68H242ZM254 67V68H253ZM257 67V68H256ZM212 70H210V69ZM237 70H236V69ZM241 68V69H240ZM247 68V69H246ZM259 68V69H258ZM225 69V70H224ZM232 69V70H231ZM256 69V70H255ZM198 70L200 71L201 69H198L197 68V73H198V75L201 73V71H200V73L198 72ZM225 72H224V71ZM228 71H230L229 73H228ZM244 71V72H243ZM259 71V72H258ZM183 72V73H182ZM215 72V73H214ZM217 72V73H216ZM238 72H239V74H238ZM196 72H194V74L192 75L193 76V78H190V77H192V76H189V78H190V80L192 81L193 79H194V77L196 76V74H195ZM223 73V74H222ZM242 73V74H241ZM185 74H186V76H185ZM215 74L217 75L216 77H215ZM225 74H226V76H225ZM233 74V75H232ZM197 75V76H198ZM221 75V76H220ZM223 75L225 76V77H223ZM241 75V76H240ZM251 75V76H250ZM260 75V76H259ZM184 76H185V78H184ZM196 76V77H197ZM218 76H220L219 78H218ZM239 76H240V78H239ZM177 77H179V78H177ZM180 77H182V78H180ZM201 77V76H200ZM206 77V78H205ZM243 77V78H242ZM251 77V78H250ZM257 77V78H256ZM260 77H262L263 79H259ZM174 78V79H173ZM199 78V77H198ZM198 78H196L197 80H198ZM202 78V77H201ZM239 78V79H238ZM256 78V79H255ZM223 79V80H222ZM226 79V80H225ZM234 79V80H233ZM254 79V80H253ZM183 80V81H182ZM195 80V79H194ZM196 80V81H197ZM200 80V79H199ZM202 80V79H201ZM219 80V81H218ZM225 80V81H224ZM233 80V81H232ZM238 80V81H237ZM245 80V81H244ZM249 80V81H248ZM252 80V81H251ZM179 81H181V82H179ZM185 81H187V80H185ZM231 81V82H230ZM244 81V82H243ZM257 81V82H256ZM195 82V81H194ZM193 82V83H194ZM205 82V84H203ZM214 82V83H213ZM217 82H219V83H217ZM221 82V83H220ZM228 82V83H227ZM243 82V83H242ZM254 82H256V83H254ZM172 83V84H171ZM190 83V82H189ZM198 83V82H197ZM226 83V85H224V84ZM230 83V84H229ZM238 83H239V85H238ZM263 85H262V84ZM180 84H182V86L180 87ZM185 84V83H184ZM199 84V83H198ZM207 84V85H206ZM227 84H229V85H227ZM252 84H254V85H252ZM262 86V87H260V85ZM190 85V86H191ZM249 85V86H248ZM250 85H252V86H250ZM175 86V85H174ZM178 86V85H177ZM223 86V87H222ZM226 86H227V88H226ZM214 87V88H213ZM237 87V88H236ZM242 87V88H241ZM256 87H258L260 90H261V92H260V90L258 89V88H256ZM170 88V87H169ZM221 88H223L222 90H221ZM244 88L245 89H247L246 91L244 90ZM262 88V89H261ZM179 89V90H180ZM231 89H233V90H231ZM259 90V91H257V90ZM168 90H170V89H168ZM183 89L181 90V92L182 91H184ZM206 90H208V91H206ZM217 90V91H216ZM240 90H242V91H240ZM254 90H256L258 93H260V94H258L257 95V93L255 94V96L257 95V97L256 98H259L260 96L261 97H263V98H261L260 97V102L261 103H259V100L256 102V103H254L256 106H257V104H258V107L256 108V106H255V108L253 107H249L248 105H249V102L250 103H252V99L250 100L249 99V96L248 95H250L252 92ZM262 90H263V92H262ZM177 91H178V89H177ZM206 91V92H205ZM227 91V93H224V92H226ZM230 91V92H229ZM232 91H233V93H232ZM256 91H254V92H256ZM171 92V91H170ZM169 92V93H170ZM179 92V91H178ZM178 92H176V93H178ZM205 92V93H204ZM220 94H219V93ZM254 92L252 93L253 95H254ZM168 93V91H167V94H169ZM191 93V94H190ZM193 93V94H192ZM204 93V94H203ZM239 93V94H238ZM249 93V94H248ZM179 94V96H180V93H178ZM187 94H189V98L187 99L186 98V96H188ZM196 94V95H195ZM203 94V95H202ZM224 94H226V95H224ZM248 94V95H247ZM172 95V94H171ZM171 95H169V96H171ZM214 97V102H213V99H212V96ZM224 95V96H223ZM253 95H251V97L250 98H253L252 96ZM206 96V97H205ZM208 96V97H207ZM215 96H218V99H216V97ZM235 96H239V97H237V99L236 100H234L233 98H236ZM244 96V97H243ZM248 96V97H247ZM259 96V97H258ZM173 97H175L174 98V100H173ZM199 97H201V98H199ZM246 97L249 99V101H248V99H247V101H245L246 100ZM171 97H169V99H170ZM177 98V95L176 96H173L172 95V98H171V101L173 100L174 101V106L175 105H177L178 103H176L175 104V100H177L176 99ZM255 97L253 98V100L254 99H256ZM179 99V98H178ZM187 99V100H186ZM196 99H198L197 101H196ZM210 99L212 100V102L214 103V105L212 104H210V106L212 107V111H211V107H210V112H208L207 110L209 109V108H207L206 106H207V103L208 102H210ZM185 100V101H184ZM200 100V101H199ZM216 100V101H215ZM229 100V101H228ZM226 101H227V103H226ZM233 101H235V102H233ZM241 101H242V103H241ZM177 102V101H176ZM185 102V103H184ZM255 102V101H254ZM197 103V107H196V111H195V104ZM211 103V102H210ZM221 103V104H220ZM262 103H263V105H262ZM172 104V103H171ZM170 104V105H171ZM209 104V103H208ZM235 104V105H234ZM253 104V103H252ZM251 104V105H252ZM189 105H193V107H194V113L193 114H191L192 113V110H191V112L189 113V114H187L189 111H190V108H191V106H189ZM195 105V106H194ZM206 105V106H205ZM220 105V106H219ZM226 105V106H225ZM247 105V106H246ZM190 108H189V107ZM214 106H216V107H214ZM218 106V107H217ZM222 106V107H221ZM252 106H254V105H252ZM178 107V108H177ZM204 107H205V109H204ZM228 107V108H227ZM242 107H244V109H246L247 108V112H244L243 110H241L242 112H244L241 116H242V119H241V117L239 116L240 114L239 113H241V111H240V109ZM248 107H249V111H248ZM261 107V108H260ZM167 108V107H166ZM165 108V109H166ZM184 108H185V114H186V116H185V114L183 113V110H184ZM214 108V109H213ZM233 108V109H232ZM239 108V109H238ZM203 109H204V111L207 113V116L209 115V118L206 116V118L208 119L207 121H209V119H210V125H209V123H207V121H206V123H205V125H207L206 127H207V129L205 130V129H202L203 131L205 130V134H204V137H202L203 135V133H202V131H199V130H201V129H199L198 130V128L199 127H201L202 125H201V122L202 123H204V120L203 119H206L205 118V116L203 115V113H205L204 111H203ZM218 109H219V111H218ZM256 109V110H255ZM168 110H167V112H168ZM180 110V111H179ZM201 110V111H200ZM216 110H217V112H216ZM233 111V110H235V111H233V114H232V112H230V111ZM238 110V111H237ZM166 111V110H165ZM257 111V112H256ZM258 111H259V113H258ZM153 112H154V115H153ZM167 112H165V114L167 113ZM201 112V113H200ZM214 112V113H213ZM230 112V113H229ZM239 112V113H238ZM176 113V114H175ZM181 113L182 114H184V116L185 117H187V115L189 116V117H187V118H183L182 120H185V122H183V124L182 123H180V122H182V120L178 123V120H179V116L178 115H181ZM222 113V114H221ZM249 114V116H247V115H244V114ZM257 113V114H256ZM262 113V114H261ZM190 114H191V116H190ZM232 115L231 117L229 116V115ZM236 114H239L238 116L236 115ZM254 114V115H253ZM151 115H153V116H151ZM244 115V116H243ZM261 115V116H260ZM174 116V118L172 119V117ZM181 116H183V115H181ZM203 116V117H202ZM214 116V117H213ZM216 116V117H215ZM253 116V117H252ZM176 117V118H175ZM196 117V118H195ZM201 117V118H200ZM238 117V118H237ZM248 117V118H247ZM217 118V119H216ZM232 118V119H231ZM243 118H245V119H243ZM144 119H141V120H143L144 121ZM181 119V118H180ZM188 119V120H187ZM198 119V120H197ZM200 119V120H199ZM216 119V120H215ZM225 119H227L228 120V123H227V120H225ZM235 119V120H234ZM202 120V121H201ZM229 120H231V121H229ZM238 120V121H237ZM243 120V121H242ZM247 120V121H246ZM197 121H198V123L201 125V126H198L199 124L197 123ZM221 121V122H220ZM225 121V122H224ZM141 122V121H140ZM139 122V123H140ZM152 122V123H151ZM196 122V125L198 126V128H197V131H196V127L197 126H195V128H194V126L193 125H195L194 123ZM231 124H230V123ZM234 122V123H233ZM239 122V123H238ZM242 122V123H241ZM257 122V123H256ZM176 123H178L179 124V127H177L178 126V124H177V126H176ZM221 123V124H220ZM227 123V124H226ZM141 124L143 125L144 123H142L141 122ZM149 124V125H148ZM193 124V125H192ZM229 125V127L230 128H228L227 126H224V128L222 127L223 125ZM145 125V124H144ZM169 125H170V127H169ZM182 125V126H181ZM184 125V126H183ZM205 125L203 124V126H204V128H206L205 127ZM208 125H209V127H208ZM219 125H221V126H219ZM234 125V126H233ZM237 125V126H236ZM257 125V126H256ZM160 126V127H159ZM181 126V127H180ZM187 126H188V128H187ZM255 126V127H254ZM261 126H262V128H261ZM153 127L151 128V130L153 129ZM159 127V128H158ZM172 127H174V130H175V127H177L176 128V131H174V130H170V132L172 131H174V132H176L175 133V135H174V132L173 133H171L173 136H175L174 138H173V136L171 137L172 138V140L170 139V135H169V132L167 131V130H169V128L170 129H173ZM222 127V128H221ZM254 127V128H253ZM182 128V129H181ZM192 128H194V129H192ZM215 128V129H214ZM217 128V129H216ZM222 129V132H224V134L222 133V132H219V130L218 129ZM225 128H226V130L227 131H225ZM235 128V129H234ZM245 128V129H244ZM163 129V130H162ZM187 129V130H186ZM192 129V130H191ZM254 129H256V130H254ZM186 130V131H185ZM191 130V131H190ZM194 130V131H193ZM224 130V131H223ZM231 130V131H230ZM251 130V131H250ZM147 131V132H146ZM166 131H167V133H166ZM179 131V132H178ZM182 131V133H180ZM197 133H196V132ZM206 131H208V132H206ZM229 131V132H228ZM255 131V132H254ZM199 132H201L202 134L200 135V133ZM212 132V133H211ZM226 132V133H225ZM231 132V133H230ZM249 132V133H248ZM259 132V133H258ZM147 133L149 134V135H147ZM153 133V134H154ZM183 133L184 134H188V135H190V133H191V135H192V137H194L195 138V140H196V137L194 136V133L195 134H197V135H199V140H200V138H201V142L199 143L200 144V149H198L199 148V145L196 147V145H197V143H195L196 141H194L193 139H192V137L191 138H186V136L184 135L183 136ZM221 133V135H219ZM230 135H229V134ZM169 135V136H167V135ZM181 134V135H180ZM236 134V135H235ZM262 134V135H261ZM118 135V134H117ZM140 135V137H137V136H139ZM166 135V136H165ZM214 135V136H213ZM227 135V136H226ZM249 135V136H248ZM151 136V137H150ZM201 136V137H200ZM210 136V137H209ZM232 136V137H231ZM237 136H238V138H237ZM130 137V138H129ZM165 137V138H164ZM167 137V138H166ZM214 139H213V138ZM225 137H226V139H225ZM231 137V138H230ZM245 137H247V138H245ZM118 138V139H117ZM168 138L170 139V141H168ZM179 138H182V140L181 139H179ZM189 139L190 140V142L193 140V142L196 144H194V143H192L191 145L189 144V143H187V147H185L186 149L188 148V145H190V146H194V147H192V148H194V151H192V150H190V151H192V152H187V150L186 151H184V152H187V153H191V155L190 156H193L192 158H190V156H189V158H187L186 160H184L183 159V161H185V162H182V163H186V162H189V161H187V160H192L194 157H196L197 159V161L195 160V158L192 160V162H191V164H189V165H184V167H186V169L184 168V170L183 171H185L186 170V172H191V170L190 171H188L189 170V167H191L192 168V172L191 173H193V174H190V177L192 178H190L188 175L186 176V178H183V177H181L179 180H177V182H176V184L178 183V181L179 182H181L180 183V185H184L183 186V191H182V186L180 187L181 188V191L180 190H178V189H176L177 187H178V185L176 186V188H175V186H173L172 187V185L170 184V183H168V184H170V185H168V186H166L165 184L168 182V180H166L164 177L165 176H167V175H162V182L160 181H158V174L160 173V171L162 170H164L165 171V168H168V167H165V165H163V164H166L168 161H167V159L169 158V156H170V154H171V157L172 158H170V161H172V159H173V153H174V155H175V153H176V146L179 144L180 145V140H181V146L180 147H182V143H183V140H186V139ZM210 138V139H209ZM236 138V139H235ZM153 139V138H152ZM167 139V140H166ZM177 141H176V140ZM197 139V140H198ZM211 139H213V140H211ZM233 139V140H232ZM240 141H239V140ZM134 140V141H135ZM156 140H153V141H155L156 142ZM203 140V141H202ZM210 142H209V141ZM227 140V141H226ZM229 140V141H228ZM235 140V141H234ZM254 140V141H253ZM179 141V142H178ZM187 141V140H186ZM207 141V142H206ZM224 141H225V143H224ZM243 141V142H242ZM120 142H121V146H119L120 145ZM133 142V141H132ZM169 142V143H168ZM172 142V143H171ZM178 142V143H177ZM189 142V141H188ZM197 142H199V141H197ZM204 142H206V143H204ZM229 142V143H228ZM248 142V143H247ZM107 142H103V145L104 146H108V144L110 143H107ZM136 143V142H135ZM186 143V142H185ZM201 143H202V145H201ZM218 143V144H217ZM222 143V144H221ZM140 144V145H139ZM143 144H144V146H143ZM223 144H224V146H223ZM229 144H231V145H229ZM242 144V145H241ZM246 144V145H245ZM257 144V145H256ZM127 145L129 146V147H127ZM151 145H152V147H151ZM154 145H157V144H154ZM166 145V146H165ZM174 145V146H173ZM209 145V146H208ZM245 145V146H244ZM262 145H263V147H262ZM189 146V147H190ZM242 146V147H241ZM256 148H255V147ZM119 148V149H118ZM126 148H127V150H126ZM165 148V149H164ZM217 148V149H216ZM230 148H231V150H230ZM245 148V149H244ZM114 149V150H115ZM130 149V148H129ZM178 149H180L179 147H178ZM183 149V148H182ZM190 149V148H189ZM222 149H224V151H222ZM244 149V150H243ZM257 149H258V151H257ZM118 150H120V151H118ZM154 150V151H153ZM161 150V151H160ZM170 150V151H169ZM197 150H199V151H197ZM153 153H152V152ZM170 152V153H168V152ZM175 151V152H174ZM179 151V150H178ZM183 151V150H182ZM182 151H180L181 153H182ZM197 151V152H196ZM207 151H209V152H207ZM221 151V152H220ZM226 151V152H225ZM253 151V152H252ZM193 152H195L194 154H193ZM203 152V153H202ZM237 152V153H236ZM145 153V154H146ZM159 153V155H157ZM165 153V154H164ZM167 153L169 154V155H167ZM178 153L179 152H177V156H178V158H179V155H178ZM207 153V154H206ZM238 153H240V154H238ZM253 153V154H252ZM257 153V154H256ZM131 154H132V156H133V158H132V156H131ZM184 154V153H183ZM189 154H187V155H189ZM206 154V155H205ZM226 154V155H225ZM262 154H263V156H262ZM134 155H135V157H134ZM143 157L144 158V160L146 161H143L142 160V162H140L141 160V157ZM157 155V157H156V159L154 158L155 156ZM165 155V156H164ZM184 155H186V154H184ZM214 155V157H212ZM234 155V156H233ZM239 155V156H238ZM248 156V157H247ZM256 156V157H255ZM131 157V159H129ZM137 157V158H138ZM163 157H165V158H167L166 160H165V158H164V160H163ZM205 157V158H204ZM231 157V158H230ZM252 157V158H251ZM110 158V159H109ZM136 160H135V159ZM175 158V157H174ZM177 158V157H176ZM175 158V159H176ZM178 158H177V160H178ZM222 158V159H221ZM113 160V163H112V160ZM129 159V160H128ZM154 159V160H153ZM179 159H181V158H179ZM210 159H212V160H210ZM108 160V161H107ZM131 160V161H130ZM135 160V161H134ZM140 160V161H139ZM149 160H152L151 161V164L149 163L150 161ZM162 160V161H161ZM174 160V159H173ZM149 161V162H148ZM242 161V162H241ZM246 161V162H245ZM135 162V163H134ZM153 162V163H152ZM165 162V163H164ZM174 162H176L177 163V161H174ZM259 162V163H258ZM262 162V163H261ZM120 163H122V164H120ZM128 163V162H127ZM133 163V164H132ZM137 163H139V164H137ZM161 163V164H160ZM172 163V162H171ZM220 163V164H219ZM108 164H111L110 166L108 165ZM125 164L127 165V167H126V169H124V171H123V169H122V167H125ZM131 164V165H130ZM155 164V165H154ZM170 163H168V165H169ZM173 164V163H172ZM178 165H179V162L177 163ZM177 164L175 165V167L177 166ZM247 164H249V165H247ZM261 164H263L262 166H261ZM106 165V166H105ZM108 165V166H107ZM123 165V166H122ZM143 165V166H142ZM145 165H146V167H145ZM148 165H149V168H150V170L151 169H153V170H151V171H149L148 170ZM152 165H153V168H152ZM160 165V166H159ZM161 165H163V166H161ZM183 165V164H182ZM191 165V166H190ZM244 165H246V166H244ZM252 165V166H251ZM256 165V166H255ZM106 167V168H104V167ZM167 166V165H166ZM170 166V165H169ZM259 166H260V168H259ZM101 167V168H100ZM119 167V168H118ZM137 167V169H133L132 170V168H136ZM160 167V168H159ZM171 167H174V165L172 166L171 165ZM178 167V166H177ZM176 167V168H177ZM202 167V168H201ZM235 167V168H234ZM239 167V168H238ZM255 167V168H254ZM262 167V168H261ZM104 168V169H103ZM114 168V169H113ZM129 170H128V169ZM140 168H142V171H141V169ZM144 168V169H143ZM147 168V169H146ZM159 168V169H158ZM175 168V169H176ZM188 168V169H187ZM190 168V169H191ZM242 168V169H241ZM101 169H103V170H101ZM138 169H140V171H141V173H139L140 171L138 170ZM177 169H179V168H177ZM251 169V170H250ZM255 169H256V171H255ZM260 169V170H259ZM107 170H108V173H107ZM111 170H113L112 171V173H111ZM118 170H120V171H118ZM128 170V171H127ZM131 170V171H130ZM145 170H147V171H145ZM160 170V171H159ZM173 170V176H174V174L176 173V171H174V168H172L171 169V171ZM182 170V169H181ZM235 170V171H234ZM239 170V171H238ZM122 171V172H121ZM130 171V172H129ZM139 173V175L141 176V179H139V175H138V178L136 179V178H134V176L136 177V174H137V172ZM149 171V172H148ZM164 171H163V173H164ZM183 171H182V173H183ZM206 171L208 172L207 173V175H206ZM234 171V172H233ZM101 172V173H100ZM110 172V173H109ZM120 172H121V174H120ZM133 172V173H132ZM136 172V173H135ZM146 172H148L149 174H147V175H145L146 174ZM175 172V173H174ZM117 173V174H116ZM127 173H128V175H127ZM131 173H132V175H131ZM162 173V174H163ZM168 173V172H167ZM180 173V171L178 172V173H176L175 175L177 176V174H179ZM260 173V174H259ZM78 173H76V175H74V177H72V179H75V180H77L76 178H77V175ZM104 174V176L102 177V175ZM108 174V175H107ZM115 174H116V176L117 177H115ZM135 174V175H134ZM165 174V173H164ZM187 174V173H186ZM232 174V175H231ZM259 174V175H258ZM106 175V176H105ZM113 175V176H112ZM124 175H127L126 177L124 176ZM182 175H184V174H182ZM195 175V176H194ZM84 176H86L85 178H84ZM108 176V177H107ZM154 177V179L152 180V178ZM159 176H160V174H159ZM164 176V177H163ZM169 176H171V174L169 175ZM176 176H174V177H176ZM184 176V177H185ZM197 176V177H196ZM130 177V178H129ZM143 177V178H142ZM215 177V178H214ZM104 178H106V180H103ZM116 178V179H115ZM120 178V179H119ZM133 178L134 179H136V180H140V185L138 186V189L140 190H138L137 189V191H139V192H141L142 191V194L141 193H133L132 192V190H134V192H135V190H136V188H134V185H132L131 183H133L134 182V180H133ZM158 178V179H157ZM170 178V177H169ZM173 178V177H172ZM179 178V176H177V179ZM189 178V179H188ZM197 178V179H196ZM234 179V180H232V179ZM238 178V179H237ZM260 178V179H259ZM91 179V180H90ZM100 179H101V181H100ZM114 179L116 180V184L115 183H112V181H114ZM123 179V180H122ZM155 179H156V181H155ZM171 179V178H170ZM187 179L189 180V182L187 181ZM208 179V180H207ZM214 179V180H213ZM112 180V181H111ZM147 181L148 180V182H150V183H148L147 182V184H146V182L144 183V181ZM163 180H164V182L165 181H167L165 184H163L162 185V183H163ZM89 181V182H88ZM127 181V182H126ZM195 181V182H194ZM198 183H197V182ZM91 182V183H90ZM93 182V183H92ZM100 182L102 183L100 186L98 185V184H100ZM106 182V183H105ZM124 182V183H123ZM126 182V183H125ZM159 182V183H158ZM170 182L171 183H175L174 182V180H173V182H172V180H170ZM186 182V183H185ZM188 182V183H187ZM192 182V183H191ZM203 182V183H202ZM205 182V183H204ZM104 183V184H103ZM128 183V184H127ZM135 183V182H134ZM136 183H138L139 184V182H137L136 181ZM135 183V184H136ZM158 183V184H157ZM230 183V184H229ZM96 184V185H95ZM115 184V185H114ZM124 184V185H123ZM146 186H145V185ZM176 184H174V185H176ZM201 184H203V185H201ZM228 184V185H227ZM87 185L89 186V188H87L86 189V187H87ZM92 185L93 186H95L94 188L92 187ZM102 185L105 187L106 186V189H102ZM156 185H158L159 186V190H160V194L159 193H157V192H159V190L157 189V187L158 186H156ZM225 185V186H224ZM115 188H114V187ZM123 186V187H122ZM131 186L134 188H132L131 189ZM136 186V185H135ZM144 186V187H143ZM164 186V187H163ZM166 186V187H165ZM170 186L172 187V190L174 191L175 189L176 190H178L179 192L178 193H174V196H175V194H177V195H179L181 192H184V194H185V190L187 191V192H189V193H186L184 196L185 197H187V198H189V200L188 201H190L189 203H187V202H183V201H186L185 199H183V203L181 202L180 203V200H179V198H176V200H175V197L174 198H172V196L170 197V196H168V192H170L171 193V188H170ZM195 186V187H194ZM221 186V187H220ZM98 187H101V189L99 188L98 189ZM120 187H121V190H120ZM137 187V186H136ZM142 187V188H141ZM190 187V188H189ZM225 187V188H224ZM231 188L230 190H229V188ZM3 187H1V189H2ZM70 189V191H68V192H70V193H72L71 191H72V189H71V187H69ZM150 188H151V190H150ZM162 188H164V191H165V193H164V191H163V189ZM166 188H170V189H167V190H165ZM174 188V189H173ZM179 188V189H180ZM204 189V191H203V189ZM258 188V189H257ZM0 189V190H1ZM96 189V190H95ZM113 189V190H112ZM126 189H127V191L129 190L131 193H129L128 194V192L126 191ZM145 189V190H144ZM153 189V190H152ZM197 189V190H196ZM226 189V190H225ZM3 190H4V188H3ZM48 189H46V191H47ZM77 190H79V189H77ZM102 190V191H101ZM109 190H112L113 191V193L112 192H109L108 193V198H103L104 196H102V201H105L106 203L107 202H109V204H106V205H108V207L106 206V205H101V203L102 204H105V202H101L100 203V201H99V198H100V200H101V195H104V192H106V191H109ZM117 190V191H116ZM150 190V191H149ZM192 190V191H191ZM193 190H194V192H193ZM17 191H19V190H17ZM73 191H74V188H73ZM76 191V190H75ZM86 191V192H85ZM104 191V192H103ZM122 191H123V193H122ZM147 191L148 192H152L151 194H149V195H147V205L145 206V203H146V201H144V199H145V195L147 194ZM209 191V192H208ZM83 192V191H82ZM92 192V193H91ZM98 192V193H97ZM101 192H103V194L101 193ZM118 192H120V193H118ZM126 192V193H125ZM146 192V193H145ZM168 194H167V193ZM220 194H219V193ZM0 193H1V191H0ZM19 193H20V191H19ZM18 193V194H19ZM96 193H97V195H96ZM218 193V194H217ZM226 193V194H225ZM2 194H4V192H2ZM1 194V195H2ZM72 194H74V193H72ZM89 194H91L90 196H89ZM95 194V195H94ZM116 194V195H115ZM131 194V195H130ZM139 194H141V195H139ZM159 194V195H158ZM163 196H162V195ZM165 194L167 195V198L165 197ZM213 194V195H212ZM229 194V195H228ZM5 195H6V193H5ZM125 195V197H126V195H129V196H127L126 198H125V200H124V198H123V196ZM151 195V201L148 199V197ZM161 195V196H160ZM173 195V194H172ZM186 195H189V196H186ZM55 196V197H54ZM93 196V197H92ZM116 196V197H115ZM121 196H122V198H121ZM134 196V197H133ZM139 196H141V198H139ZM180 196V198L182 199V197H181V194L179 195ZM183 196V195H182ZM193 196V197H192ZM216 196V197H215ZM262 195H258V197H261ZM1 197V196H0ZM109 197H111L110 198V200H109ZM114 197V198H113ZM133 197V199H135L136 197H138L136 200H138V204H140V202L142 203V205L140 206L143 210L141 211V212H143L144 213V211L146 212L145 214L146 215H151V213H156L157 212V210H159L160 209V207L161 206H159V208H156L155 210L156 211H154V209H150L151 208V206H152V204H154V206L155 207H157V201H158V199H156L155 200V198H157V197H160V199L163 197L164 198V200H166V199H168V201L169 200H172L173 202L174 201H176L175 203H177V202H179V205H183V207H181V206H179L178 207V205H174V203H172L171 201H170V203L168 202V203H166V201L164 202L165 204H167V206L166 205H164V206H166V207H168L169 208V206L170 207H172V212H175L176 210H178L179 212H175L176 214L175 215H177V216H175L174 214V216L176 217V219L173 221V222H169L168 223V219L165 221L164 220V218H167L168 217V215L169 214H171L172 212H170L169 214H167V217H164V216H166V215H164L165 213H167V211H165V209H163V207L161 208L162 210H164L165 212H162V213H164V214H162V217H160L159 218V216H161V214H159V216L157 215L158 213H160V212H158L157 214H156V216H155V214L153 215L152 214V216L154 217L155 216V220H154V218L152 219V217L150 218L149 216H146L147 218H149L148 220H146L147 218H145V216H144V219H143V214L142 213H140V214H142V216H141V219H140V214L139 213H137V216L139 217H136V222L134 223H132L131 222V219L132 218H129V217H131V216H128L129 215V213H126L127 211H125V213H126V215H125V218H123V221H124V219L126 220V222H127V219H126V216H128V222L129 223H127V224H123L122 225V227L124 228V229H122L121 228V231L119 230V228L117 227V226H119V224H115L114 222L116 221V219L113 221H111L110 222V224H111V227H110V233H111V229L113 228V230H115V228L117 227L118 228V230L120 231L118 234L120 235L119 237H120V241L122 240V242H124V243H122L121 242V245L119 244V243H117L116 241L119 239L118 238V234L116 235V237H115V232L113 231L112 233H114L113 235H111L110 236V233H109V235L108 236H110V238L108 237V239L106 240L105 238V240L106 241H103L104 239H102V241H103V243H104V245L102 244V243H100V241H101V238L102 237H104V236H107V234H106V231L107 230H105V227H109L110 225H109V220L111 219V218H115V213L117 214V216H119V213L121 214V215H124L125 213H124V211H121V212H119L120 210H118L119 208H116V206H119V202L121 203V204H123V205H125V203H126V201L128 202V203H132V202H134V200H132V202L131 201H129V198H132ZM170 197V198H169ZM185 197H183V198H185ZM253 197L254 198H256L255 200L253 199ZM263 197V196H262ZM4 198V197H3ZM93 198H94V200H93ZM128 198V199H127ZM235 198V199H234ZM239 198V199H238ZM5 199H6V197H5ZM80 199V200H79ZM106 199H107V201H106ZM120 199V200H119ZM122 199V200H121ZM127 199V200H126ZM177 199L179 200V201H177ZM213 199V200H212ZM258 199H260V198H258ZM0 200H2V198L0 199ZM98 200V201H97ZM109 200V201H108ZM114 200V201H113ZM141 200H143V201H141ZM163 200V201H164ZM226 200V201H225ZM239 200V201H238ZM262 200H264V198H262ZM261 200V201H262ZM3 202H5V200H2ZM152 201H153V203H152ZM154 201H155V203H154ZM162 201V200H161ZM162 201V202H163ZM215 201V202H214ZM231 201V202H230ZM238 201V202H237ZM250 201V202H249ZM96 202V203H95ZM97 202H99L98 204H97ZM112 204H111V203ZM160 202V201H159ZM161 202V203H162ZM230 202V203H229ZM240 202H242L241 204H240ZM263 202V201H262ZM37 203V202H36ZM51 205H50V204ZM70 203V202H69ZM94 203H95V206H94ZM113 203H114V205H113ZM151 203V204H150ZM249 204V203H252L250 206V209H249V205H247V204ZM3 205H4V203H2ZM5 204H7L6 202H5ZM43 204H46L45 202L43 203ZM42 204V205H43ZM66 204V206H67V204L68 203H65ZM76 204V205H75ZM120 204V205H121ZM127 204V203H126ZM133 204V203H132ZM136 204H137V202H136ZM135 204V205H136ZM138 204L136 205V206H138ZM150 204V205H149ZM178 204V203H177ZM20 205V204H19ZM35 206L37 205V204H34ZM34 205H32L33 206V214H34V211H35V209L34 208H36V209H39V208H37V207H34ZM61 205H62V207H61ZM97 205H100V208H99V206H98V210H97V208H96V206ZM116 205V206H115ZM129 205V204H128ZM128 205H126V206H124V210L126 209L125 207H127ZM131 205V204H130ZM130 205L128 206V209L127 210H129V208H130ZM169 205V206H168ZM211 205V206H210ZM237 205V206H236ZM244 205V206H243ZM257 205V204H256ZM258 205V206H259ZM2 206V205H1ZM6 206H8V204L6 205ZM31 206V205H30ZM31 206V207H32ZM44 206V205H43ZM42 206V207H43ZM46 206V205H45ZM69 206V205H68ZM68 206H67V208H68ZM103 206V207H102ZM111 206V207H110ZM113 206H114V208H113ZM133 206H134V204H133ZM136 206H134V207H136ZM153 206V207H154ZM213 206V207H212ZM243 206V207H242ZM16 207V206H15ZM23 207L26 209V210H28L29 209V207H28V209H27V205L26 206H24L23 205ZM53 207V208H54ZM63 207H65V208H63ZM88 209H87V208ZM90 207V208H89ZM106 207V208H105ZM132 207V206H131ZM146 207H147V209H146ZM149 207V208H148ZM152 207V208H153ZM154 207V208H155ZM212 207V208H211ZM231 207L233 208V209H231ZM247 207V208H246ZM254 208H255V206H253ZM2 208H4V207H2ZM7 207H5V209H6ZM18 208V207H17ZM16 208V210H18ZM24 208H22L21 210L19 209L18 210V214H19V211H21V212H23L22 210H25ZM45 208V211H46V208L47 207H44ZM44 208H42V209H44ZM50 208V207H49ZM94 208H96V209H94ZM103 208V209H102ZM108 208L109 209H111L110 211L108 210ZM176 209V210H174V209ZM225 208V209H224ZM254 208H252V209H254ZM258 208H261V206L260 207H258ZM257 207L255 208V210L256 209H258ZM51 209V208H50ZM73 210L72 211V215H69V214H71V213H68L69 211H71V210ZM83 209H84V211H83ZM85 209H87L89 212H87L86 213V211H85ZM93 209H94V211H93ZM120 209L122 210L123 209V206L121 207L120 206ZM136 209H137V207H136ZM140 208H138L137 210H139ZM149 209L151 210V211H154V212H151V211H149ZM222 209H224V210H222ZM229 209V210H228ZM249 209V210H248ZM15 211V208L14 209H12V210H10L9 211V208H7V211L8 212H11V213H9V214H13L12 213V211ZM30 210H32V208L30 209ZM66 210V212L68 213H66L65 212V214H64V211ZM105 210H107V211H105ZM118 210V212H116ZM167 210V209H166ZM170 210V209H169ZM168 210V211H169ZM183 210H184V212H183ZM248 210V211H247ZM255 210H252L253 212L255 211ZM258 210H260V209H258ZM0 211L4 214V209H1L0 208ZM6 211V213H5V215H6V217H7V214H8V212ZM13 211V212H14ZM57 211V210H56ZM79 211H81L82 213V215L80 214V212ZM92 211H93V213H92ZM111 211H112V213H111ZM131 211V210H130ZM139 211V212H140ZM148 211L149 212H151V213H148ZM180 211H182L181 213H180ZM227 211V212H226ZM247 211V212H246ZM252 211H251V214H252ZM262 211V210H261ZM20 212V214H21V217H22V213ZM28 212H29V210H28ZM28 212H27V215L26 216H28ZM37 212V211H36ZM35 212V213H36ZM38 212H39V210H38ZM105 212H107V213H105ZM114 212V213H113ZM15 214H13L12 216L14 217V218H17L16 217V215H17V213H16V211L14 212ZM25 213V212H24ZM30 213H31V211H30ZM30 213H29V216H30ZM31 213V214H32ZM63 213V214H62ZM101 213V214H100ZM104 213H105V215H104ZM109 213H110V215L112 216V217H110V215H109ZM124 213V214H123ZM131 213V212H130ZM134 213H135V211H134ZM133 213V215H135L136 216V214H134ZM262 213V212H261ZM263 213H264V208H263ZM1 214V213H0ZM53 214H55L58 218H57V220L54 218V217H56V216H54ZM61 214H62V216H61ZM226 214V215H225ZM250 214V213H249ZM254 214H256V213H254ZM4 215V216H5ZM11 215H8V217L10 216L11 217ZM15 215V216H14ZM24 216V219L26 218L25 217V214H23ZM34 215H39V214H34ZM33 215V216H34ZM64 215H69L70 217H68V216H66L67 218H69L67 221L65 220L66 219V217L63 219V217H64ZM90 215H92V216H90ZM172 215V214H171ZM181 215V216H180ZM244 215V216H243ZM247 215H248V217H247ZM257 215H259V213L257 214ZM262 215V214H261ZM3 216V215H2ZM2 216H0V225H1V222H2V224H6L7 222H8V220L6 219V217H2ZM18 216V215H17ZM32 216V215H31ZM40 216V215H39ZM54 216V217H53ZM96 216H98V217H96ZM104 216V217H103ZM107 216H109V217H107ZM158 216V218H156ZM173 216V217H174ZM179 216V217H178ZM221 216V217H220ZM251 216H253V214L251 215ZM263 216V215H262ZM2 217V218H1ZM23 217H22V219L21 220H24L23 219ZM41 217H43V215L41 216ZM44 217H45V215H44ZM71 217H72V219H71ZM73 217H75V218H73ZM120 217L121 216H119V217H116V218H119V219H117V221L119 220V222L121 223V222H123L122 221V219H121V221H120ZM133 217V219L132 220H134V216H132ZM224 217V218H223ZM246 219H245V218ZM14 218L12 219V221L14 222V223H18L19 225L18 226H21L22 225V223L24 222L25 223V221H23V222H21V225H20V223L18 222V220L16 221H14ZM18 218H19V220H20V217L18 216ZM106 218H109V219H106ZM113 218V219H114ZM122 218V217H121ZM138 218V219H137ZM163 218V219H162ZM169 218V217H168ZM242 218V219H241ZM263 218V217H262ZM262 218H261V220H262ZM1 219H3L2 221H1ZM9 219V218H8ZM33 219V218H32ZM34 219H35V217H34ZM42 219H44V220H42ZM59 219H61V220H59ZM62 219L65 221L64 223H62L61 221H62ZM81 220L83 223H80V221L79 220ZM107 220L106 222H107V225H106V223H103L102 221L103 220ZM143 219V220H142ZM156 219H158L159 220V223L158 224H161V223H163L162 225V227H159V226H161V225H157V227L155 226L154 227V230L152 231V229H153V226L154 225H152V227L149 225V223L151 224V223H153V224H156L157 222H156ZM170 219V218H169ZM219 219V220H218ZM226 219V220H225ZM241 219V220H240ZM250 219H252V218H250ZM254 219H255V217H254ZM254 219H253V221H254ZM258 219V218H257ZM260 219V218H259ZM258 219V220H259ZM11 220V219H10ZM36 220V219H35ZM58 220H59V223H58ZM72 221V224H73V222L75 223V224H77L78 222L77 221H79V223H78V225H77V227L78 228H76L75 227V224H73V225H71V222H70V224H69V222L68 221ZM98 220H102L101 222L104 224L103 226H102V223L100 224L99 222L100 221H98ZM137 220L139 221V223L137 222ZM140 220L142 221V222H140ZM151 220H153V222H151ZM165 221V222H163V221ZM172 220H173V218H172ZM171 219L169 220V221H172ZM240 220V221H239ZM244 220V221H243ZM248 220V219H247ZM260 220V225L259 226H263V221H264V219H263V221H261ZM5 221H7V222H5ZM46 221V222H45ZM54 221H56L55 223H54ZM98 221V222H97ZM143 221H145L144 223H143ZM146 221H148V222H146ZM244 222L242 225L243 226H241V224L240 223H242V222ZM250 221V220H249ZM77 222V223H76ZM97 222V223H96ZM130 222L132 223V224H135V225H132V224H130ZM254 222H256V221H254ZM10 223H11V221H10ZM17 223L14 225V230H19V227L17 226ZM61 223V224H60ZM124 223V222H123ZM165 223H167V228L165 227L166 225H165ZM183 223V224H182ZM237 223H238V225H237ZM11 224H13V223H11ZM56 224H57V226H56ZM86 224V225H85ZM114 224H115V227H114ZM129 224H130V226H129ZM3 225V226H4ZM8 225H9V223H8ZM53 225V226H52ZM60 225V226H59ZM62 225V226H61ZM66 225H67V228H69V226H72V227H75L76 228V230H74L72 227H70L71 228V232H72V234H69V236H67L68 234V232H69V230L67 229L66 230ZM90 225H91V227H90ZM96 225H97V227H98V225L100 226H102L104 229L102 230V228L100 227H98V228H96V231L94 230V232H93V230L92 229H94L95 227H96ZM124 225H127L126 226V229H125V226ZM147 225H148V227H147ZM237 225V226H236ZM251 225V226H252ZM258 224H255V226H257ZM12 226V225H11ZM23 226H24V224H23ZM35 226H37V228L35 227ZM55 227V228H53V230L51 229L52 227ZM120 226H121V224H120ZM239 226V227H238ZM259 226H257V228L259 227ZM18 227V228H17ZM22 227V226H21ZM31 227V228H30ZM46 227V228H45ZM58 229H57V228ZM87 227H89V229H91L92 230V234H91V230H89V233H88V229H87ZM128 227V228H127ZM131 227V228H130ZM150 227H151V229H150ZM240 227H242V229L240 228ZM253 227H254V225H253ZM5 228H7V226H5ZM9 228H10V226H9ZM23 228V227H22ZM22 228H20V229H22ZM116 228V229H117ZM157 228L159 229V232L157 231ZM236 228H239V229H236ZM252 228V227H251ZM256 228V227H255ZM262 228H264V227H262ZM0 229H2V225H1V227H0ZM26 229V228H25ZM64 229V230H63ZM73 229V230H72ZM87 229V230H86ZM97 229H98V231H97ZM106 229H108V228H106ZM234 229H235V231L237 232V233H235V235H236V237H238V238H234L236 241L238 240V243L236 242L235 244H234V240L233 241H230L229 239H231V237H232V235H231V233L232 234H234L233 232H235L234 231ZM241 229V230H240ZM11 230L12 231H14L13 230V226H12V228H11ZM11 230H9L10 232H11ZM17 230V231H18ZM37 230V231H36ZM42 230V231H41ZM63 230V231H62ZM86 230V234L88 233L89 235H84V231ZM135 230V231H134ZM163 230V231H162ZM16 231V232H17ZM20 231V230H19ZM30 231V230H29ZM52 231V232H51ZM100 231H102V233L100 232ZM180 233H179V232ZM1 232V231H0ZM22 232V231H21ZM34 232V233H33ZM71 232H69V233H71ZM84 232V233H83ZM100 234H99V233ZM108 232V231H107ZM150 232V233H149ZM174 234H173V233ZM246 232V233H245ZM253 232H254V234H253ZM80 233H82L84 236H86V238L88 237L89 238V236L91 235H93L92 237H90L88 240L87 239H83V235L82 234H80ZM94 233V234H93ZM99 235H98V234ZM117 233V232H116ZM125 233V234H124ZM2 234L4 235V236H2ZM10 236V237H8V235ZM22 234V235H21ZM23 234L25 235V236H23ZM30 234V235H29ZM100 236V238L97 236ZM102 234H104L102 237H101V235ZM124 234V235H123ZM172 234V235H171ZM177 234V235H176ZM15 235V236H16ZM33 235V236H32ZM72 235V236H71ZM73 235H75V236H73ZM77 235V236H76ZM80 235V236H79ZM121 235H123V236H121ZM133 235H134V237H133ZM176 235V236H175ZM235 235H233V237H235ZM247 235H249V236H246ZM253 237H252V236ZM6 236V237H5ZM20 236V237H19ZM96 236V237H95ZM157 236V237H156ZM247 238H245V237ZM19 237V239H17ZM32 237V238H31ZM114 237V238H113ZM122 237H123V239L125 240V241H123V239H122ZM126 237H127V239H126ZM128 237H129V239H128ZM172 237H175L174 239L172 238ZM230 237V238H229ZM232 237V238H233ZM3 238H5L4 240H3ZM9 238V239H8ZM12 238H14L13 240H12ZM24 238V239H23ZM37 238V239H36ZM79 238V239H78ZM99 238V239H98ZM177 238V239H176ZM229 238V239H228ZM242 238H244V239H242ZM252 238V239H251ZM81 239H83V240H81ZM111 239H113V241H111ZM132 241H131V240ZM171 239V240H170ZM240 239H242L241 241V243H239V241H240ZM15 240H16V242L18 243H16L15 242ZM84 240H87V241H85L84 243L85 244H83V241ZM97 240L99 241V244H96L95 242H97ZM243 240H245V241H243ZM13 241L16 243V245H13L12 246V244H13ZM82 241V242H81ZM101 241V242H102ZM108 241V242H107ZM119 241V242H120ZM127 241V242H126ZM164 241H166V243L164 242ZM220 241H221V243H222V245H221V243H220ZM258 241V242H257ZM96 244H94V243ZM106 242H107V244H106ZM116 242V243H115ZM131 242H133V243H131ZM172 242V243H171ZM233 242V243H232ZM14 243V244H15ZM164 243V244H163ZM81 244V245H80ZM83 244V245H82ZM168 244V245H167ZM212 244H214V246L212 245ZM215 244H217V246L215 245ZM220 244V245H219ZM72 247H71V246ZM89 245V246H88ZM94 245V246H93ZM101 245H103V248H104V250H103V248H102V246ZM110 245H113V246H110ZM210 245V246H209ZM227 245H229V246H227ZM236 247H235V246ZM106 247V249H105V247ZM110 246V247H109ZM118 247L117 249L115 248V247ZM155 246V247H154ZM165 248H164V247ZM211 246H212V248H211ZM216 246V249L214 248ZM238 246V247H237ZM4 247V248H3ZM17 247V248H16ZM69 247H71V248H69ZM96 247V248H95ZM160 247H162L161 249H160V252H159V248ZM170 247V248H169ZM230 247V248H229ZM241 247V251L239 250V248ZM255 247H258L257 249L255 248ZM261 249H260V248ZM3 248V249H2ZM94 248H95V251H94ZM243 248V249H242ZM246 250H245V249ZM248 248V249H247ZM254 248V249H253ZM17 249V250H16ZM79 249V250H78ZM92 249V250H91ZM100 249H102V250H100ZM166 249H168V250H166ZM212 249H215V250H212ZM223 250L222 251V253H221V251H219L218 253H217V250ZM260 249V250H259ZM73 250V251H72ZM114 250L117 252L116 254H119V255H115V257H114ZM224 250H226V251H224ZM243 250V251H242ZM110 253H109V252ZM158 251V252H157ZM205 251V252H204ZM7 252V253H6ZM108 252V253H107ZM228 252V253H227ZM231 252V253H230ZM241 252V253H240ZM242 252H243V254H245V256L247 257H245L243 254H242ZM100 253V254H99ZM155 253V254H154ZM164 253V254H163ZM220 253H221V255H220ZM230 253V254H229ZM107 254V255H106ZM141 254V255H140ZM214 256H213V255ZM224 254H226V255H224ZM233 254V255H232ZM239 254V255H238ZM248 254V255H247ZM249 254H254V255H249ZM256 254H261L262 256H260V255H256ZM99 255L101 256V257H99ZM105 255V256H104ZM228 255H230V259L232 258V262L230 263L228 260V258H229V256ZM122 256V257H121ZM142 258H141V257ZM226 256V257H225ZM231 256H233V257H231ZM236 256H237V258L239 257L240 258V262L237 260V258H236ZM248 256H250V257H248ZM257 256H260V257H258L257 259L256 258H254V257H257ZM88 257L90 258L89 260L91 261H88ZM103 257V258H102ZM117 257V258H116ZM198 257H200V258H198ZM244 257L247 259V260H245L244 259ZM86 258V259H85ZM122 258H124V259H122ZM153 258H155V259H153ZM195 258H196V260H195ZM226 258V259H225ZM253 259L254 261L252 262V260L251 259ZM2 259V260H1ZM85 259V261L83 262V260ZM139 259V260H138ZM152 259V260H151ZM213 259V260H214ZM220 259H221V261H220ZM228 259V260H227ZM234 259H236V261L234 260ZM251 261H249V260ZM256 259V260H255ZM119 260H120V262H119ZM203 260H205L204 262H203ZM194 261H196V262H194ZM202 262V263H200V262ZM238 261V262H237ZM90 262V263H89ZM93 262V263H92ZM215 262V261H214ZM216 262L214 263V264H216ZM220 262V263H219ZM206 263V264H207ZM213 263V262H212ZM226 263V264H227ZM209 264V263H208Z\"/></svg>",
  "mask_w": 264,
  "mask_h": 264
}]
</instances>
